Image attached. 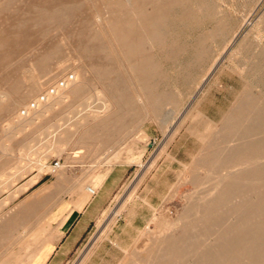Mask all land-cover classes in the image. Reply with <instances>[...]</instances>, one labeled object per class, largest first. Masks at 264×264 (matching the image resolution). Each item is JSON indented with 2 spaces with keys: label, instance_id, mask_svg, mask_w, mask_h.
<instances>
[{
  "label": "rangeland",
  "instance_id": "374dc122",
  "mask_svg": "<svg viewBox=\"0 0 264 264\" xmlns=\"http://www.w3.org/2000/svg\"><path fill=\"white\" fill-rule=\"evenodd\" d=\"M68 75L78 96L14 127L63 95L23 116ZM261 109L264 0H0V264H37L111 171L121 184L63 264H205L210 244L193 238L176 255L169 243L195 234L185 225L216 178L258 170L259 135L239 133ZM232 210L216 218L229 227Z\"/></svg>",
  "mask_w": 264,
  "mask_h": 264
},
{
  "label": "bare ground",
  "instance_id": "6f19581e",
  "mask_svg": "<svg viewBox=\"0 0 264 264\" xmlns=\"http://www.w3.org/2000/svg\"><path fill=\"white\" fill-rule=\"evenodd\" d=\"M60 92L61 91H59L58 94ZM63 93V95L61 94L60 96L55 98V101L53 103L47 104L41 111L35 112L33 118L30 117L26 120L24 119L25 121L23 122L21 118L17 117V121L14 123V127L24 128L25 124L32 123L36 120H42L46 116V114L51 112L55 107L61 106L66 98H74L78 96L80 94L78 81L72 84L71 87H69V89L65 90ZM58 94H56L55 96H48V100L56 97ZM39 105L42 104L40 103ZM93 116L94 115H92V117ZM85 118L86 116L80 119H83L84 121ZM80 127H82V125L79 126V128ZM74 130L77 129L74 128ZM69 132L63 130L59 133L57 141V151L61 152L62 147L66 145ZM239 134L246 138V140H248L252 135H259L258 154L255 157L260 160L258 170L255 172H229L227 176L223 178V180H221L219 177L215 179L214 182L217 186L216 192H212L207 197L205 202L193 211V214L195 216H198L197 220L192 224L189 223L188 225H185V229L187 231L195 234L184 236L178 241L169 243V246L172 249H179L178 252H176V255L180 251H182L186 242H189L193 238H196V242L199 241L200 243L203 242L204 244H210L208 250H205L197 257L199 259H204L205 264H264V109L260 110L257 122L252 126L241 129ZM69 137L72 138V136ZM249 145V142L246 143L241 148V150H238V148L234 147L231 151L230 161L234 160L233 158L236 155L238 156L246 152L250 148ZM77 150L81 151V149ZM80 154L81 152H76L74 156L75 159ZM43 168L44 166L41 165L40 170H43ZM57 178L59 177L57 176ZM37 179H39V176L37 178H33L30 182H28L27 185L21 188V191H26L30 186L36 183ZM239 184H244L248 187L246 186V189H242L245 191H243V193H241L239 196H235L236 193H234L233 198V196L231 195L233 194L232 191L237 188L236 186H238ZM224 190H226V194H223ZM87 192L91 195L95 194V192L89 188L87 189ZM225 196H227L228 203L221 204L216 202L218 200L224 199ZM232 200H239V205L236 206V204L232 202V204H230V201ZM249 200H255L256 202L251 203L248 202ZM223 207L233 209L232 211L227 213L228 220L232 223L229 227L226 225L224 226L223 220L222 222L220 219L216 218V215L221 211ZM119 213L120 212L114 213V216H117ZM191 214L192 211L186 212V218H188V216H190ZM233 221H236V223H233ZM185 246L187 248V245ZM170 255L171 254H169V251H158L156 259L159 262L162 261V258H166ZM189 263L191 264L192 262Z\"/></svg>",
  "mask_w": 264,
  "mask_h": 264
},
{
  "label": "crops",
  "instance_id": "0c3cea01",
  "mask_svg": "<svg viewBox=\"0 0 264 264\" xmlns=\"http://www.w3.org/2000/svg\"><path fill=\"white\" fill-rule=\"evenodd\" d=\"M108 173H105L98 184H93V187L98 189L97 193L95 191L94 199L86 202L83 198L76 204L75 208H79L78 210L71 211L60 220L57 236L49 234L47 237L49 241L38 254L41 258L37 264H63L73 252L93 223L98 211L107 204L122 182V178L113 171Z\"/></svg>",
  "mask_w": 264,
  "mask_h": 264
},
{
  "label": "built area",
  "instance_id": "2783aa9c",
  "mask_svg": "<svg viewBox=\"0 0 264 264\" xmlns=\"http://www.w3.org/2000/svg\"><path fill=\"white\" fill-rule=\"evenodd\" d=\"M75 81L74 75H68L63 80L56 83L55 86L49 88L43 95L38 97V99L31 103L26 111L23 112V116H27L29 111H34L38 108L39 104H43L48 101V96H55L59 91L67 89V87Z\"/></svg>",
  "mask_w": 264,
  "mask_h": 264
}]
</instances>
